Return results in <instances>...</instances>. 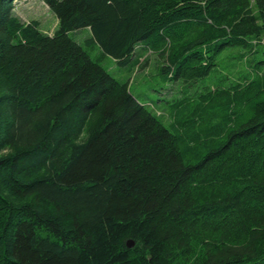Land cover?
<instances>
[{
	"label": "trees",
	"instance_id": "obj_1",
	"mask_svg": "<svg viewBox=\"0 0 264 264\" xmlns=\"http://www.w3.org/2000/svg\"><path fill=\"white\" fill-rule=\"evenodd\" d=\"M15 1L0 0V264H264V0H44L53 34ZM82 27L119 63L141 44L186 82L228 47L254 54L206 93L247 103L243 118L186 161L69 35Z\"/></svg>",
	"mask_w": 264,
	"mask_h": 264
},
{
	"label": "rangeland",
	"instance_id": "obj_2",
	"mask_svg": "<svg viewBox=\"0 0 264 264\" xmlns=\"http://www.w3.org/2000/svg\"><path fill=\"white\" fill-rule=\"evenodd\" d=\"M14 11L25 22L38 20L41 30L48 34H53L57 27V17L44 0H16ZM69 35L114 77L128 82L134 96L177 134L180 148L188 162L197 161L203 153V142L210 138L220 140L243 118L247 103L240 102L237 113L233 110V100L230 101L232 96H217L215 101L206 98V93L214 96L216 90L228 87L236 79L234 76L240 73L239 70L247 68L252 57L253 61L256 60L254 54L243 57L240 47L224 49L209 75L186 82L183 79L165 78V74L160 72L165 59L141 44L137 48L134 63L121 64L112 56L103 54L101 47L90 40V28L82 27L70 31ZM255 55L260 56V53ZM249 103L251 105L253 102Z\"/></svg>",
	"mask_w": 264,
	"mask_h": 264
},
{
	"label": "water",
	"instance_id": "obj_3",
	"mask_svg": "<svg viewBox=\"0 0 264 264\" xmlns=\"http://www.w3.org/2000/svg\"><path fill=\"white\" fill-rule=\"evenodd\" d=\"M127 245H128V247H133V246L135 245V241L132 240V239H129V240L127 241Z\"/></svg>",
	"mask_w": 264,
	"mask_h": 264
},
{
	"label": "built area",
	"instance_id": "obj_4",
	"mask_svg": "<svg viewBox=\"0 0 264 264\" xmlns=\"http://www.w3.org/2000/svg\"><path fill=\"white\" fill-rule=\"evenodd\" d=\"M264 41V40H263Z\"/></svg>",
	"mask_w": 264,
	"mask_h": 264
}]
</instances>
